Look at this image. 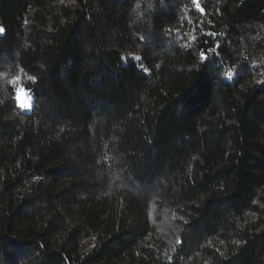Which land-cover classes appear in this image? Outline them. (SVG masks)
<instances>
[{
    "label": "trees",
    "instance_id": "trees-1",
    "mask_svg": "<svg viewBox=\"0 0 264 264\" xmlns=\"http://www.w3.org/2000/svg\"><path fill=\"white\" fill-rule=\"evenodd\" d=\"M0 26V264H264V0H0Z\"/></svg>",
    "mask_w": 264,
    "mask_h": 264
},
{
    "label": "snow or ice",
    "instance_id": "snow-or-ice-1",
    "mask_svg": "<svg viewBox=\"0 0 264 264\" xmlns=\"http://www.w3.org/2000/svg\"><path fill=\"white\" fill-rule=\"evenodd\" d=\"M4 31H5V29L3 28V26H0V35H2L4 33ZM201 58L205 59V60L207 59V56L203 51H201ZM136 59H140V58L136 57ZM32 79L35 82L36 78L33 77ZM14 99L16 100L18 107H21V108L29 107L30 101L32 99L31 89H29L28 87L23 86V85L17 87L15 90ZM180 242H182V241H180Z\"/></svg>",
    "mask_w": 264,
    "mask_h": 264
},
{
    "label": "rangeland",
    "instance_id": "rangeland-1",
    "mask_svg": "<svg viewBox=\"0 0 264 264\" xmlns=\"http://www.w3.org/2000/svg\"><path fill=\"white\" fill-rule=\"evenodd\" d=\"M32 106H33V96H32V99L30 101V106L27 107V108H22L23 110H26V111H30L32 109Z\"/></svg>",
    "mask_w": 264,
    "mask_h": 264
}]
</instances>
